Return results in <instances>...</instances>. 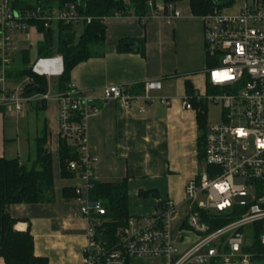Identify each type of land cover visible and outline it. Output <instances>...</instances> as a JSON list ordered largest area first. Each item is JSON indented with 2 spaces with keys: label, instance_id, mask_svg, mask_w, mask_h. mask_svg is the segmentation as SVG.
<instances>
[{
  "label": "built area",
  "instance_id": "obj_1",
  "mask_svg": "<svg viewBox=\"0 0 264 264\" xmlns=\"http://www.w3.org/2000/svg\"><path fill=\"white\" fill-rule=\"evenodd\" d=\"M13 1L0 0V109L20 114L33 104L57 103L60 137L75 146L78 154L68 169L79 179L73 199L78 215L87 223L83 264H130L133 259H156L161 264H251L255 255L243 248L254 240L264 246V0H244L236 15L227 16L215 8L201 17L205 53L214 64L206 70L207 84L218 93L184 96L182 107L198 113L193 99L204 106L212 103L219 105L221 118L207 123L202 167L185 186V201L189 203L185 224L197 239L184 252L171 241L173 202L159 204L151 216L129 217L126 226L116 231L117 245L108 249L96 239V227L105 209L100 201L89 198L96 159L86 153V117L97 113L107 100L125 105L137 100L153 103L156 99L151 94L162 88L161 82L146 81L141 93L118 85L105 87L98 98L70 84L67 91L53 93L50 80L63 73L62 57L56 55L36 57L29 65L34 75L47 80L46 92H30L32 77H11L19 35L37 30V24L47 30L58 24L90 23L92 18L80 15L74 4L61 9L36 6L20 10L14 8ZM168 11L167 21L179 17L172 4H168ZM158 101L169 105L166 98ZM234 208L244 212L218 230L208 232L200 220L199 211L232 215ZM256 225L261 233L254 239Z\"/></svg>",
  "mask_w": 264,
  "mask_h": 264
},
{
  "label": "crops",
  "instance_id": "obj_2",
  "mask_svg": "<svg viewBox=\"0 0 264 264\" xmlns=\"http://www.w3.org/2000/svg\"><path fill=\"white\" fill-rule=\"evenodd\" d=\"M54 2L50 0V3ZM123 2L128 4L129 0ZM168 4L179 11V17L171 21L165 18L169 13ZM243 4L244 0H235L231 7L222 9V13L236 15ZM150 11L144 19L135 15L103 18L102 44L92 47L97 55L72 68L70 85L98 98L105 87L118 85L141 93L146 81L161 82L162 88L151 94L156 99L153 103L137 100L125 105L118 100H107L97 113L88 115L85 119V148L86 153L96 159L93 168L95 181L126 180L129 217L151 216L165 201L176 205L170 217L171 241L180 252H184L197 239L185 224L189 213L185 186L197 175L202 163L198 161L197 138L200 132L197 112L185 110L182 98L188 95L186 83L194 93H206L208 67L203 22L201 17L191 14L189 0L172 3L155 0ZM73 31L77 39L83 31V23L73 25ZM43 40V34L34 28L27 35H19L12 70L23 50L29 51L30 65L37 57L38 44ZM139 40L145 42L144 57L134 51ZM119 45L133 51L117 52ZM11 77L15 76L11 74ZM56 82V77L50 80L53 93L57 92ZM161 98H166L169 105H162L158 101ZM21 127L27 129L26 135L19 133ZM44 131L47 145L57 150L61 137L55 101L46 102L40 108L27 107L20 114L0 109V158H16L27 165L34 157L26 151L30 144L35 150V141ZM53 172L54 197L51 201L14 204L8 211L16 220V231H29L36 257L46 259L47 264H83L88 242L87 223L78 215L75 200L61 197L62 189H73L79 179L76 175L61 179L54 167ZM140 192H152L154 196L141 197ZM0 264H4L2 259ZM130 264H161V260L133 259Z\"/></svg>",
  "mask_w": 264,
  "mask_h": 264
},
{
  "label": "trees",
  "instance_id": "obj_3",
  "mask_svg": "<svg viewBox=\"0 0 264 264\" xmlns=\"http://www.w3.org/2000/svg\"><path fill=\"white\" fill-rule=\"evenodd\" d=\"M14 0L15 9L28 10L40 7L42 10L61 9L65 5L74 4L76 10L83 17H91L90 23H83V31L76 39L73 25L58 24L55 29H44L37 24V30L43 34L44 40L37 46V57L50 58L56 55L62 57L63 73L57 77L56 89L65 92L70 84V72L77 64L91 58L94 55L92 47L102 44L105 27L102 19L115 15H135L142 19L150 14L151 6L155 0H129L125 4L123 0ZM167 3L176 0H165ZM235 0H189L191 14L202 17L213 9H225L234 4ZM54 38L57 47L54 49ZM133 51L125 49L123 45L116 48L117 52ZM141 57L145 56V42L139 40L135 50ZM29 51L19 52L17 65L11 71L16 78L30 76L34 82L30 92L44 93L47 90L45 77L34 75L29 68ZM207 67H212L211 58L206 59ZM185 90L188 95H193L194 90L186 83ZM206 93H218V90L206 85ZM44 105V104H43ZM192 106L200 109L196 120L200 132L197 138L198 161L203 160L204 132L206 129V106L192 100ZM38 107V106H37ZM42 106H39L40 108ZM76 120V118H75ZM47 135L44 131L36 140L34 159L30 165H24L18 159L0 158V259L4 264H47L46 259L34 255L33 238L29 231L19 232L14 229L16 220L8 211L10 205L14 204H38L51 201L54 197V172L53 157L46 148ZM78 157L76 147L65 138L58 140L57 160L59 177L71 179L75 174L68 169L71 161ZM141 197L154 196L152 192H140ZM61 197L74 198L72 188H64ZM91 202L100 201L105 209V215L100 217V225L96 227V239L104 244L106 248L117 245L116 231L124 227L129 218L127 182H98L93 180L89 192ZM159 206V205H158ZM196 211V209H195ZM244 209L234 208L232 215L226 213L215 214L199 211L200 220L208 227V232L218 230L237 218ZM183 228H188L183 225ZM254 239L261 233L259 225L254 228ZM244 252L253 253V260H263L264 246L254 240L250 246L243 248Z\"/></svg>",
  "mask_w": 264,
  "mask_h": 264
},
{
  "label": "rangeland",
  "instance_id": "obj_4",
  "mask_svg": "<svg viewBox=\"0 0 264 264\" xmlns=\"http://www.w3.org/2000/svg\"><path fill=\"white\" fill-rule=\"evenodd\" d=\"M53 46H54V49L57 47V41H56V38H54V43H53ZM220 118H221V109H220V107H219V105H214V104H212V103H208L207 105H206V121H207V123H217V122H219L220 121ZM27 130V129H26ZM25 130V127L23 128V127H21L20 128V132L19 133H21V135L22 134H27V131ZM29 133V132H28ZM20 135V137H22ZM36 142V141H35ZM70 143V142H69ZM26 146H27V144H25ZM46 148H47V150L50 152V153H52V157L54 156V158H53V160H54V164H53V167H54V170L56 171V170H58V160H57V150H54V147H50V145H47L46 144ZM25 151H26V148L24 149ZM26 152H29L30 154H32L33 155V157H34V152H35V150H34V148H33V144H30L29 145V150L28 151H26ZM32 162V160L27 164V166L28 165H30V163ZM59 171V170H58ZM259 261V262H258ZM256 263H258V264H264V260H253L252 261V264H256Z\"/></svg>",
  "mask_w": 264,
  "mask_h": 264
},
{
  "label": "water",
  "instance_id": "obj_5",
  "mask_svg": "<svg viewBox=\"0 0 264 264\" xmlns=\"http://www.w3.org/2000/svg\"><path fill=\"white\" fill-rule=\"evenodd\" d=\"M134 46L135 44H131V46ZM31 107L33 108V109H35V108H37V105H35V104H33V105H31Z\"/></svg>",
  "mask_w": 264,
  "mask_h": 264
}]
</instances>
